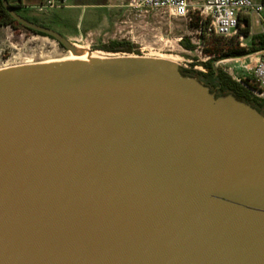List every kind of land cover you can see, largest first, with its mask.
<instances>
[{
    "label": "water",
    "instance_id": "95a60500",
    "mask_svg": "<svg viewBox=\"0 0 264 264\" xmlns=\"http://www.w3.org/2000/svg\"><path fill=\"white\" fill-rule=\"evenodd\" d=\"M178 72L129 57L0 71V264H264V114Z\"/></svg>",
    "mask_w": 264,
    "mask_h": 264
},
{
    "label": "rangeland",
    "instance_id": "374dc122",
    "mask_svg": "<svg viewBox=\"0 0 264 264\" xmlns=\"http://www.w3.org/2000/svg\"><path fill=\"white\" fill-rule=\"evenodd\" d=\"M12 4L13 0H6ZM257 2L258 0H251ZM130 0H70L51 1L37 5L29 14L14 11L17 16L39 27L51 30L77 52H86L91 60L105 61L113 58H140L167 61L178 69L204 74L201 64L209 56L207 38L197 28L198 16L189 11L184 18H174L168 13H138L128 7ZM80 6L78 9H62ZM260 27L252 18L248 35L233 43L248 50L258 46L254 37L260 35ZM183 39L194 48L184 51L178 42ZM111 45H127L130 54L108 52ZM69 53L55 42L35 36L8 21L0 20V71L61 60ZM94 57V58H93ZM93 58V59H92ZM96 59V60H94ZM213 63V69L238 79L241 73L235 65L222 67ZM234 67V68H232ZM229 68V70H227Z\"/></svg>",
    "mask_w": 264,
    "mask_h": 264
},
{
    "label": "built area",
    "instance_id": "2783aa9c",
    "mask_svg": "<svg viewBox=\"0 0 264 264\" xmlns=\"http://www.w3.org/2000/svg\"><path fill=\"white\" fill-rule=\"evenodd\" d=\"M128 7L144 14L164 11L174 18H184L189 11H194L198 16L199 32L206 38H235L244 28V21H248L249 26L254 18L264 37V0L255 3L251 0H130ZM242 37L238 32V40ZM231 64L241 73L240 78L231 80L247 90L264 110V50L216 63L222 67Z\"/></svg>",
    "mask_w": 264,
    "mask_h": 264
},
{
    "label": "trees",
    "instance_id": "16d2710c",
    "mask_svg": "<svg viewBox=\"0 0 264 264\" xmlns=\"http://www.w3.org/2000/svg\"><path fill=\"white\" fill-rule=\"evenodd\" d=\"M10 7L13 8L12 6ZM0 20H3V21L6 20L9 23L19 27L18 25H16L14 22H12L8 18V16L4 13L1 5H0ZM197 28H198V24H197ZM247 29H248V21L245 20L244 28L238 32L239 34H242L244 36V35H247ZM35 36L46 38L52 41L51 39L44 37L42 35H39V34H35ZM233 39L234 38L223 39L220 37L207 38L206 40L209 46H208V49H206L204 52L207 54V56L210 57V59H208L205 63L200 65V67L203 68L205 73L201 74V73H195V72H187V71L178 69L179 70L178 74H180L181 76H194L196 79H198L203 85H205L210 90L211 94L213 95V98L218 96L221 93L226 92L230 94L232 97L240 99L241 103L247 106H250L264 114V110L260 102L252 98L247 90L241 87L238 83H235L234 81H232L224 73L215 71L211 67L213 63L218 62V61H223V60H228V59H237V58H241L249 54L264 50V37L262 35H259L253 38V40H258V46L254 48H250L248 50L238 48L236 44L233 43ZM178 45L184 51H188V52L192 51L194 48L192 45H189L183 39H181L178 42ZM108 52L119 53V54H130L131 51L127 45H123V46L111 45L110 49H108Z\"/></svg>",
    "mask_w": 264,
    "mask_h": 264
},
{
    "label": "crops",
    "instance_id": "0c3cea01",
    "mask_svg": "<svg viewBox=\"0 0 264 264\" xmlns=\"http://www.w3.org/2000/svg\"><path fill=\"white\" fill-rule=\"evenodd\" d=\"M51 1H60V0H13L10 6L13 7L14 11L29 14L30 10H33L37 5L41 3L51 2ZM64 1L69 2L70 0H64ZM78 8H80V6H66L62 9H78ZM228 66L230 65H227L226 67ZM227 70H229V68H227Z\"/></svg>",
    "mask_w": 264,
    "mask_h": 264
},
{
    "label": "bare ground",
    "instance_id": "6f19581e",
    "mask_svg": "<svg viewBox=\"0 0 264 264\" xmlns=\"http://www.w3.org/2000/svg\"><path fill=\"white\" fill-rule=\"evenodd\" d=\"M89 57H91V56H89V54H87L86 52H82V53L77 54L76 56L69 55V56H67L61 60H58L55 62H50V63H59V62H64V61H75V60H91ZM94 60H96V59H94ZM45 64H48V63H45Z\"/></svg>",
    "mask_w": 264,
    "mask_h": 264
}]
</instances>
